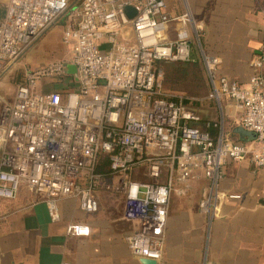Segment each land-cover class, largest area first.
<instances>
[{
  "label": "built area",
  "instance_id": "1",
  "mask_svg": "<svg viewBox=\"0 0 264 264\" xmlns=\"http://www.w3.org/2000/svg\"><path fill=\"white\" fill-rule=\"evenodd\" d=\"M165 7L164 0H8L0 20V78L66 13L61 41L68 59L25 68L13 101L0 97V204L25 188L46 204L51 221L59 219L57 203L64 198L94 213L100 179L94 170L104 155L113 178L106 189L123 195V219L134 224L127 247L136 259L158 263L175 183L183 194L202 171L209 185L199 209L212 221L224 199L218 193L223 167L248 160L264 169V0L263 45L245 87L218 77L217 59L202 61L208 80L216 83L209 97L237 104L240 127L254 135L252 150L213 138L181 99L168 100L161 91L155 65L194 64L185 26L196 35L202 31L189 13L169 17ZM126 8L135 11L130 19ZM172 22L179 25L173 39ZM67 65L76 68V78ZM43 84L55 87L39 90ZM142 167L144 180L135 181L132 173ZM4 218L0 213V222ZM66 232L88 234L79 225Z\"/></svg>",
  "mask_w": 264,
  "mask_h": 264
},
{
  "label": "crops",
  "instance_id": "2",
  "mask_svg": "<svg viewBox=\"0 0 264 264\" xmlns=\"http://www.w3.org/2000/svg\"><path fill=\"white\" fill-rule=\"evenodd\" d=\"M164 1L169 17L189 13L192 22L202 27L196 35L191 25L185 26L194 64L204 70L203 58H215L218 77L245 87L256 73L251 61L263 45V0ZM7 2L0 0V20ZM66 23L67 19L64 26ZM178 28L175 22L170 23L168 36L173 39ZM207 81V94L191 99L195 106L190 108L200 119L199 128L213 138L222 137L254 149L253 133L239 125L242 113L237 104L227 98H210L216 83ZM46 86L41 85L39 90L55 87ZM132 179L143 181L144 168L135 169ZM111 183V175L100 177L94 190L98 205L94 213L83 212L77 199H60L57 221H51L46 204L35 201L25 188L14 200L2 201L0 213L5 218L0 222V264H142L127 247L126 237L133 232L134 224L123 219V195L106 189ZM187 185L183 194L178 193L183 186L174 185L162 259L156 264H264V169L248 160L227 163L218 185L224 199L218 217L212 221L199 209L201 193L209 180L198 170ZM71 225L87 228L88 234L68 235L66 230Z\"/></svg>",
  "mask_w": 264,
  "mask_h": 264
},
{
  "label": "rangeland",
  "instance_id": "3",
  "mask_svg": "<svg viewBox=\"0 0 264 264\" xmlns=\"http://www.w3.org/2000/svg\"><path fill=\"white\" fill-rule=\"evenodd\" d=\"M67 17L68 13L59 18L26 51L16 65L0 78L1 98L8 102L13 101L16 88L23 83L25 68L36 67V64L41 65L51 60L62 59L66 61L68 59L67 49L61 42ZM155 67L160 74L161 91L167 99L189 101L190 99L200 98L208 92L207 75L199 65H184L162 61L157 63ZM190 106H195V102H188L186 105L192 112Z\"/></svg>",
  "mask_w": 264,
  "mask_h": 264
},
{
  "label": "trees",
  "instance_id": "4",
  "mask_svg": "<svg viewBox=\"0 0 264 264\" xmlns=\"http://www.w3.org/2000/svg\"><path fill=\"white\" fill-rule=\"evenodd\" d=\"M197 65V64H194ZM198 66V65H197ZM170 100V99H168ZM172 101H178V100H172ZM187 100H182V103L186 106L188 104V102L191 103V100L187 101ZM94 172L99 175L100 177H106V176H110L111 172L109 171V166H108V158L104 155H99L98 156V161L97 164L95 166V170Z\"/></svg>",
  "mask_w": 264,
  "mask_h": 264
},
{
  "label": "water",
  "instance_id": "5",
  "mask_svg": "<svg viewBox=\"0 0 264 264\" xmlns=\"http://www.w3.org/2000/svg\"><path fill=\"white\" fill-rule=\"evenodd\" d=\"M126 15L130 19L135 15V11L132 8H126ZM67 73L73 75L76 78V68L73 65H67ZM142 264H156L155 261L149 259H141Z\"/></svg>",
  "mask_w": 264,
  "mask_h": 264
}]
</instances>
